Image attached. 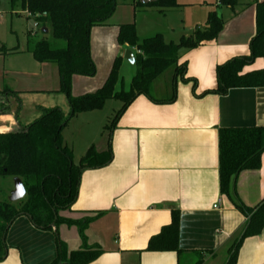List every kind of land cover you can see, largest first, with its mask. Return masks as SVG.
<instances>
[{
	"label": "crops",
	"instance_id": "0c3cea01",
	"mask_svg": "<svg viewBox=\"0 0 264 264\" xmlns=\"http://www.w3.org/2000/svg\"><path fill=\"white\" fill-rule=\"evenodd\" d=\"M257 1L262 0H238L234 7L221 10L223 27L215 39L193 49L179 50V62H186L184 77L194 79L195 86L193 80L184 81L177 76L172 102L156 103L140 94L107 134V124L101 122L97 113L100 109L78 113L69 119L61 136L73 157L76 150L83 151V155L91 145L98 151L105 150L111 133L112 159L105 166L83 170L75 201L58 213L71 220L93 218L84 231V241L75 225L57 226L67 254L96 245L101 252L87 264H194L198 260L199 264H227L230 248L241 236L248 219L236 204L243 209L264 204V151L259 168L240 171L230 186L229 196L222 194L218 177V130L264 127V87L230 88L225 94L203 93L216 87L218 64L249 53L248 44L256 31ZM151 3L120 2L104 24L91 28L89 47L95 72L92 76L72 75V95L99 89L118 56L122 59L120 66L128 63L122 55L126 49L134 54L135 48L118 43L120 25L133 23L139 40L160 33L168 42L203 26L210 11H207L209 7H203L182 12L178 26L175 22L159 23L141 30L140 15L153 11ZM177 3L182 7L190 4L185 0ZM28 54L20 59L19 66L2 69V87L13 90L15 96L9 97L10 113L0 115V131L30 123L43 108L58 106L65 114L69 112L67 99L60 91L57 65L37 62L30 51ZM259 68H264V57L256 58L244 70ZM172 76L170 69L155 79L151 89L153 98L170 96ZM121 88L119 76L115 91ZM23 98L31 101L33 111L20 117ZM174 210L179 213L180 252L147 250L150 237L171 222ZM4 241L6 256L0 264H53L57 257L54 230L37 228L25 215L12 221ZM263 263L264 226L257 235L241 241L234 264Z\"/></svg>",
	"mask_w": 264,
	"mask_h": 264
},
{
	"label": "trees",
	"instance_id": "16d2710c",
	"mask_svg": "<svg viewBox=\"0 0 264 264\" xmlns=\"http://www.w3.org/2000/svg\"><path fill=\"white\" fill-rule=\"evenodd\" d=\"M130 0H21L22 10L50 30L54 40L62 45L37 41L30 53L37 62H50L58 67L60 91L65 95L69 112L65 114L58 106L43 108L41 114L24 126L8 131H0V176L21 179L25 196L15 202L0 201V261L6 256L4 238L12 221L27 216L37 228L53 229L57 242V257L53 264H87L101 252L96 245L85 246L66 253L60 241L57 226L61 223L75 225L82 241L84 231L93 218L71 220L60 217L59 211L70 208L76 199L80 174L89 168L107 165L112 159L109 143L105 150L98 151L89 146L73 163L72 150L63 144L61 131L69 119L82 112L100 109L108 99L122 102L110 123L105 126L111 131L116 120L130 102L143 94L156 103H170L175 98L174 80H193L184 77L186 62H179V50L193 49L204 41L213 40L223 27L221 16L210 10L203 26L195 27L187 36L178 41H165L160 33L138 39L133 23L119 26L117 41L120 45L134 47L135 71L127 90L115 91L119 81V67L122 61L118 56L104 84L94 92L78 96L71 94V77L74 74L92 76L95 72L90 57L89 35L93 26L102 25L111 16L120 2ZM132 1V0H131ZM220 5L229 8L237 0H219ZM159 11L178 6L176 0H155L151 3ZM140 6V4H138ZM256 31L250 39L249 53L230 58L216 66V87L206 93L225 94L230 88L264 87V68L245 71V67L256 58L264 57V0L255 3ZM172 72L171 94L165 99L151 95L155 79L166 70ZM14 91L0 90V115L10 113L9 97ZM264 151V127H225L218 130V177L222 194L229 196L230 186L235 176L242 170L257 169ZM236 206L246 212L248 219L241 236L231 248L227 264H234L241 241L257 235L264 226V204L255 208ZM179 213H171V222L163 226L159 233L150 237L146 249L149 251H176L178 247ZM198 260L194 264H199ZM264 264V263H263Z\"/></svg>",
	"mask_w": 264,
	"mask_h": 264
},
{
	"label": "rangeland",
	"instance_id": "374dc122",
	"mask_svg": "<svg viewBox=\"0 0 264 264\" xmlns=\"http://www.w3.org/2000/svg\"><path fill=\"white\" fill-rule=\"evenodd\" d=\"M177 2L178 0H176V3ZM185 2H190V4H187L183 7L179 5L162 9L163 11L160 12L157 11L159 10L157 7L150 5L151 7H153V11L144 12L140 15L138 26L140 27L142 24L143 28L139 29H146V27L150 28L151 26H156L159 23V25H163L165 23L173 24L175 22V25L178 26L182 12L187 13L190 10L197 11L203 9V7H209L207 11L215 10L220 15L221 10L227 8V6L225 5L217 4V0H185ZM163 13L165 14V16L163 15ZM34 23L36 24V26H34ZM41 29L42 24L35 21L34 18L29 16L25 10H22L21 0H0V90L3 89V81L1 79L4 75V71L2 70L3 67L14 68L19 66L21 64L20 59H22L24 55H29L28 52L32 49L33 45L37 41L44 38L52 44H63L62 41L54 40L52 38L50 30H47V32L44 33ZM178 40H173V42H176ZM12 50L23 51L26 53L22 55L9 53ZM134 71V65L132 66L128 63H123L120 66L119 76L121 78L122 84L121 89H128L129 78ZM21 100L23 101V107L19 111V116L22 117V115L31 114V112L33 111V105L31 104V101L25 98ZM121 105L122 102L120 100H106L103 106L97 112L99 113L101 122H106V124L108 125ZM74 119L69 122V128L72 127L74 123L73 121H75ZM107 132L108 129H105V134H107ZM82 152L83 151L78 150L74 152L75 156L72 159L74 164L78 163L80 158L79 156H82ZM12 189L13 178L8 176H0V201H10L9 194Z\"/></svg>",
	"mask_w": 264,
	"mask_h": 264
},
{
	"label": "water",
	"instance_id": "95a60500",
	"mask_svg": "<svg viewBox=\"0 0 264 264\" xmlns=\"http://www.w3.org/2000/svg\"><path fill=\"white\" fill-rule=\"evenodd\" d=\"M155 0H139L140 3L145 4L147 2H153ZM42 32L46 33L47 29L42 27ZM123 59H125L130 65H134L135 58L134 54L130 49H126L122 55ZM25 188L20 178L14 177L13 178V189L10 191L9 200L11 202L18 201L25 196Z\"/></svg>",
	"mask_w": 264,
	"mask_h": 264
},
{
	"label": "built area",
	"instance_id": "2783aa9c",
	"mask_svg": "<svg viewBox=\"0 0 264 264\" xmlns=\"http://www.w3.org/2000/svg\"><path fill=\"white\" fill-rule=\"evenodd\" d=\"M217 3H219V0H217ZM34 26H36V24L34 23ZM214 207H216V205H213Z\"/></svg>",
	"mask_w": 264,
	"mask_h": 264
}]
</instances>
